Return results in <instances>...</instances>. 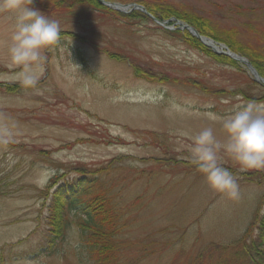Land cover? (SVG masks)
Returning a JSON list of instances; mask_svg holds the SVG:
<instances>
[{"label": "rangeland", "instance_id": "rangeland-1", "mask_svg": "<svg viewBox=\"0 0 264 264\" xmlns=\"http://www.w3.org/2000/svg\"><path fill=\"white\" fill-rule=\"evenodd\" d=\"M108 2L173 7L264 56V0ZM33 7L62 29L45 53L37 88L19 83L21 69L8 55L14 20L0 13V120L16 124L14 143L0 145V264H95L73 214L65 241L54 253L42 249L56 188L49 199L42 191L85 172L98 191L110 190L122 216V264H255L256 255L248 260L238 246L264 204V183L239 184L240 198L230 200L214 193L195 166L179 163L188 162L185 133L212 127L223 139L221 118L248 102L264 105V87L249 69L219 63L150 18L60 11L52 0ZM222 162L264 175L227 156Z\"/></svg>", "mask_w": 264, "mask_h": 264}, {"label": "trees", "instance_id": "trees-1", "mask_svg": "<svg viewBox=\"0 0 264 264\" xmlns=\"http://www.w3.org/2000/svg\"><path fill=\"white\" fill-rule=\"evenodd\" d=\"M52 2L55 8L60 11L73 13L75 9L83 7L113 20H147V17L140 12H133L125 16L102 6L98 0H52ZM33 4H35V0H33ZM142 5L160 20L177 18L196 28L203 36L212 38L218 43L225 44L230 50L244 55L264 78V56L257 52L249 51L238 46L235 42L227 41L218 36L214 33L209 21L194 15L181 13L169 6L149 7L147 4L143 3ZM165 32L169 35H179L189 47L211 57L219 63L237 66V63L230 58L213 54L188 32L181 33L168 30ZM102 54L107 55L112 60L121 59V57L108 50L102 51ZM17 89L18 87H13L8 90L9 92H14ZM263 100L264 98L262 101ZM226 168L232 171L236 176L239 175L236 170L229 167ZM102 171H109V167ZM240 176L243 178L242 182L244 183L258 185L264 183V175L261 172H256L255 174H242ZM55 188L56 190L52 195L53 201L50 207V217L47 220L48 229L46 242L42 245V249L54 253L58 244L65 241L67 231L71 224L70 215L73 214L76 218L74 224L78 229L80 242L88 251L91 260L95 264H122L117 238L124 231L125 224L122 223V216L112 202L110 190L108 188H100L98 191L96 189L95 179H91L86 172L84 173V177L75 179L71 183L59 185L55 181H52L46 190L42 191L44 198L49 199L51 191ZM260 213L261 210L258 211L255 222L239 245V247H241L239 254L247 257L248 260L254 256V254L256 255L255 258L257 259L255 264H264V215L260 217ZM256 229L259 233L255 237L254 232ZM10 258H13V256ZM1 259H5L4 255H2Z\"/></svg>", "mask_w": 264, "mask_h": 264}, {"label": "clouds", "instance_id": "clouds-1", "mask_svg": "<svg viewBox=\"0 0 264 264\" xmlns=\"http://www.w3.org/2000/svg\"><path fill=\"white\" fill-rule=\"evenodd\" d=\"M0 13L9 14L14 28L8 44L10 62L23 88H37L46 62V51L61 39V24L33 7V0H0ZM71 55V54H70ZM223 139L212 127L194 135L185 133L189 163L202 174L209 188L230 200L240 198L236 175L223 165L227 156L241 170L264 171V105L248 102L221 118ZM15 122L0 120V145L14 143Z\"/></svg>", "mask_w": 264, "mask_h": 264}, {"label": "water", "instance_id": "water-1", "mask_svg": "<svg viewBox=\"0 0 264 264\" xmlns=\"http://www.w3.org/2000/svg\"><path fill=\"white\" fill-rule=\"evenodd\" d=\"M100 3L108 8H112L118 12H122V13H125V14H128V12H125V11H122L121 8H132L133 10H139L141 12H143L145 15H147L148 17H150L151 19H153L154 21H157V19L155 17H153L147 10L146 8L142 7V6H139V5H129V6H122V5H118V4H111V3H108V2H105V1H102L100 0ZM171 21H176V24L180 27V29L182 31H188L193 37L197 38L200 42H202L207 48H209L212 52H214L216 55H222V56H226V57H229L231 59H235L236 61H239L243 64H245L252 72V74L255 76L256 80L259 81L260 83H262L264 85V79L261 78V76L259 75L258 71L252 66L251 63H249L248 61L244 60V59H238L236 58L237 56L235 54H233L232 52H230L228 50V48L222 44H218V48L222 49V50H226V52L224 51H217V47H211L209 46L208 44H206L204 42V40H207L211 43H214L213 40L209 39V38H204L202 37L198 31L196 29H194L193 27L185 24V23H182L176 19H172ZM171 21H168L166 23H169Z\"/></svg>", "mask_w": 264, "mask_h": 264}, {"label": "bare ground", "instance_id": "bare-ground-1", "mask_svg": "<svg viewBox=\"0 0 264 264\" xmlns=\"http://www.w3.org/2000/svg\"><path fill=\"white\" fill-rule=\"evenodd\" d=\"M122 10L127 11V9H125V8H122ZM204 42H205L206 44H208L209 46H211V47H216L214 43H211V42L206 41V40H205ZM217 51L220 52V51H222V50L218 48Z\"/></svg>", "mask_w": 264, "mask_h": 264}]
</instances>
